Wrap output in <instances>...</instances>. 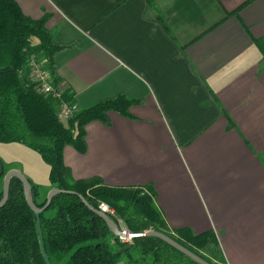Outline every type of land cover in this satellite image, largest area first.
Here are the masks:
<instances>
[{
	"label": "crops",
	"instance_id": "0c3cea01",
	"mask_svg": "<svg viewBox=\"0 0 264 264\" xmlns=\"http://www.w3.org/2000/svg\"><path fill=\"white\" fill-rule=\"evenodd\" d=\"M16 2L72 44L57 75L81 111L135 101L86 127V153L65 148L73 177L151 191L171 229L213 230L226 264H264V0Z\"/></svg>",
	"mask_w": 264,
	"mask_h": 264
},
{
	"label": "trees",
	"instance_id": "16d2710c",
	"mask_svg": "<svg viewBox=\"0 0 264 264\" xmlns=\"http://www.w3.org/2000/svg\"><path fill=\"white\" fill-rule=\"evenodd\" d=\"M49 15L34 20L26 16L16 0H0V143H19L38 152L49 164L52 188L63 190L41 214L45 250L52 264H199L147 231L163 233L210 264H226L213 230L195 234L190 228L171 229L156 204V194L141 188L104 185L100 177L76 180L65 164L64 150L71 146L86 153V127L93 122L110 125V112L130 117L135 101L126 95L103 100L80 110L67 121L58 117L59 102L36 91L31 79V62L39 59L48 65L47 74L60 83L56 59L72 44H59L47 28ZM63 99L73 104L74 96L64 90ZM76 130L79 131L75 138ZM7 174L0 159V181ZM2 184V183H1ZM31 184L38 207L39 187ZM94 209L108 204L118 225L133 235L131 242L116 237L106 221ZM3 187L0 190V201ZM55 211L52 217L47 214ZM141 235V236H139ZM131 244L129 250L114 255ZM0 264H47L40 246L37 218L29 207L20 179L13 178L10 196L0 208Z\"/></svg>",
	"mask_w": 264,
	"mask_h": 264
},
{
	"label": "water",
	"instance_id": "95a60500",
	"mask_svg": "<svg viewBox=\"0 0 264 264\" xmlns=\"http://www.w3.org/2000/svg\"><path fill=\"white\" fill-rule=\"evenodd\" d=\"M78 134H79V131L76 130L75 138L78 136ZM15 177L20 179L21 182L23 183L26 201H27L29 207L31 208V210L35 213L36 218H37L38 230H39V234H40V246H41L42 253L45 257L47 264H52L49 256L46 253V250H45L42 227H41V222H40V216L42 213H44L50 207L52 199L55 196H57L58 194L63 193L64 191L60 190L58 188H53V190L51 191V193L49 194V196L46 200V204L43 207H38L35 204L33 196H32V189H31L30 181L22 173H20L18 170H12L10 172H7V174L4 177L3 198L0 201V208L4 207L5 204L9 200L11 182H12V179ZM80 198L82 199L83 203L86 206H88L91 210L95 211L99 216H101L106 221V223L108 224L111 231L114 233V235L116 237H119V238H129L130 237V233H128V232L123 233L121 227L114 220H112L107 214L101 212L100 210L94 209L82 196H80ZM144 235L149 236V237L150 236L151 237H157V238L163 240L165 243L171 245L172 247H174L178 251L182 252L183 254H185L186 256H188L193 261H195L199 264H210L207 261H205L204 259H202L201 257H199L198 255L194 254L193 252H191L190 250H188L187 248H185L184 246H182L181 244H179L178 242H176L175 240H173L172 238H170L169 236H167L163 233L150 230V231H147ZM139 236H141V235H139ZM135 237H138V235H134L132 237V239ZM130 247H131V244L129 243L124 248H122L119 252H117L114 256L115 257L120 256L121 254H123L127 250H129Z\"/></svg>",
	"mask_w": 264,
	"mask_h": 264
},
{
	"label": "rangeland",
	"instance_id": "374dc122",
	"mask_svg": "<svg viewBox=\"0 0 264 264\" xmlns=\"http://www.w3.org/2000/svg\"><path fill=\"white\" fill-rule=\"evenodd\" d=\"M0 159L7 172L18 170L32 184L39 187L41 202L47 200L53 190L49 180L50 166L38 152L19 143H0ZM3 181L4 179L0 181V190L3 187ZM54 214L55 211L52 210L47 216L52 217ZM128 241L131 242V240Z\"/></svg>",
	"mask_w": 264,
	"mask_h": 264
},
{
	"label": "built area",
	"instance_id": "2783aa9c",
	"mask_svg": "<svg viewBox=\"0 0 264 264\" xmlns=\"http://www.w3.org/2000/svg\"><path fill=\"white\" fill-rule=\"evenodd\" d=\"M31 79L35 84L36 91L46 97H53L59 102L58 117L61 121H67L71 117L75 116L76 113L80 112V108L76 103L70 104L63 99L64 89L59 84H55L47 74L46 64L44 61L39 59H33L31 62ZM101 212L115 216V211L106 203L102 202L99 206ZM123 233H130L129 238H120L124 242H129L134 236L126 227L121 224L119 225Z\"/></svg>",
	"mask_w": 264,
	"mask_h": 264
}]
</instances>
